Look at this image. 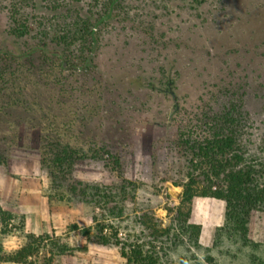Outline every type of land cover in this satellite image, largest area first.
<instances>
[{
    "label": "rangeland",
    "instance_id": "rangeland-1",
    "mask_svg": "<svg viewBox=\"0 0 264 264\" xmlns=\"http://www.w3.org/2000/svg\"><path fill=\"white\" fill-rule=\"evenodd\" d=\"M232 106L264 164V0H0V247L32 246L31 264H264V206L245 235L221 199L196 197L199 238L178 220V141ZM68 146L60 181L48 152Z\"/></svg>",
    "mask_w": 264,
    "mask_h": 264
},
{
    "label": "trees",
    "instance_id": "trees-1",
    "mask_svg": "<svg viewBox=\"0 0 264 264\" xmlns=\"http://www.w3.org/2000/svg\"><path fill=\"white\" fill-rule=\"evenodd\" d=\"M33 51L36 50L33 49ZM30 54L31 51L19 57ZM62 65L65 68L70 67L65 62ZM172 84L173 82L170 81L169 85ZM243 118L238 107L225 108L223 112L216 114L211 119H206V124L212 123L209 136L207 135L201 140L183 138L178 141V146L187 158L186 181L182 185L183 192L180 197L178 220L187 229H194L196 238L200 236L201 226L190 223L195 197L224 200L227 222L233 223L234 228L242 232L243 235L247 234L253 212L264 206V164H256L253 160L245 157L240 143V136L244 128ZM75 150L69 146L58 151L54 147L50 148L48 163L55 179L71 181ZM70 187L72 190L77 189L75 185H70ZM81 190L82 193H86V187ZM0 214L3 222L9 218H6L8 214L1 207ZM86 235L90 236L89 230L86 231ZM26 246L28 247H23L15 252H7L3 247H0V264L7 262L31 264L28 258L34 252L33 247ZM131 252L132 255L123 252L129 263L154 264L155 262L144 256L140 250Z\"/></svg>",
    "mask_w": 264,
    "mask_h": 264
},
{
    "label": "crops",
    "instance_id": "crops-1",
    "mask_svg": "<svg viewBox=\"0 0 264 264\" xmlns=\"http://www.w3.org/2000/svg\"><path fill=\"white\" fill-rule=\"evenodd\" d=\"M205 198H210V197H205ZM198 210H199V209H198V206L196 205V197H195L194 200H193V205H192V214H191V217H190V223L200 225V224L197 223V222H199V221H197V220L195 219V213H196V211H198ZM204 214H205V212H204ZM204 214H203V213L201 214L202 218H203ZM204 219H205V217H204ZM202 224H203V230H201V232L203 233V232L205 231L206 225H207L208 223H204V222H203Z\"/></svg>",
    "mask_w": 264,
    "mask_h": 264
}]
</instances>
